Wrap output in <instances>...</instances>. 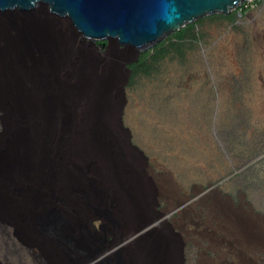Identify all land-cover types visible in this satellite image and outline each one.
<instances>
[{"label": "rangeland", "instance_id": "obj_1", "mask_svg": "<svg viewBox=\"0 0 264 264\" xmlns=\"http://www.w3.org/2000/svg\"><path fill=\"white\" fill-rule=\"evenodd\" d=\"M39 11L38 15L13 14L0 19L8 27L18 18L25 21L30 47L39 45L51 51L48 42L41 45L40 41H53L55 34L64 41L59 47L79 52L89 66L107 73L109 96H118L120 103L113 111L117 123L110 129L134 156L128 158L140 160V176L150 183V188L143 187L145 191L139 186L137 194L133 193L139 202L133 218H122L117 198L97 169L85 161L74 164L76 167L69 160L68 132L82 119V101L74 106L67 98L75 81L65 78V89L55 93L53 80L46 79L47 92L32 100L33 104L37 100L43 103L41 123L47 132L44 165L49 167L60 154L62 177L82 199V213L78 219L74 216L77 222L69 221L88 225L95 235L94 246L107 238L92 256L93 260L104 259L86 263L119 264L123 257L128 264L130 253L143 245L149 264H264V42L260 41L264 36V0H245L228 14L203 16L137 52L116 44L89 43L74 35L68 23ZM180 31L182 38H177ZM2 32L0 25V49ZM14 37L16 34L10 38ZM20 43L22 51L29 49L25 41ZM28 64L35 66L30 57ZM74 65H82V58ZM63 127L68 130L63 143L58 144L54 136ZM50 173L42 177L44 181L48 182ZM160 182L163 188L171 187L167 194L171 200L164 198ZM48 189L41 192L53 197L49 209L67 218L62 211L67 210L65 197L56 200V190ZM178 202L182 205L177 206ZM215 216L250 226L247 235L256 243L248 244V250L240 249L249 260L241 258L238 250L226 256L215 252L192 230L193 221L218 225ZM80 233L83 237V231ZM156 234L166 239L154 241ZM165 246V258L154 254V249ZM77 255L68 256L72 261ZM65 260L66 252L57 264H66Z\"/></svg>", "mask_w": 264, "mask_h": 264}, {"label": "bare ground", "instance_id": "obj_2", "mask_svg": "<svg viewBox=\"0 0 264 264\" xmlns=\"http://www.w3.org/2000/svg\"><path fill=\"white\" fill-rule=\"evenodd\" d=\"M243 1L230 7V12ZM39 9L37 8L36 15L37 12H41ZM4 21L3 18L0 19V25L4 30V33H1L4 44L0 49V264H57L63 259L68 247L57 237L43 232L38 226L37 217L43 216L45 210L54 204L53 197L42 195L41 189L44 187L47 190L55 189L56 200L61 196L65 197L63 203L67 202V210L60 208L67 218L58 212L68 221L71 219L77 222L74 216L78 219L82 213L79 205L82 199L73 186L67 185L62 177L64 175L60 166L62 164L60 154L57 155L58 160L52 161L49 167L46 168L44 165L47 158L45 150L47 132L41 123L43 103L37 100L33 104L32 100L41 99L47 92L46 79L53 80L55 85L52 89L55 90L52 92L55 93L65 89V78L75 81L74 85L69 86L72 88L67 98L71 99L74 106L82 101V119L78 121L76 128L68 132L67 147L70 145L72 154L69 160L73 165L85 161L88 166L97 169L108 190L117 198L122 218H133L135 205L139 203L133 199V193L137 194L136 187L139 186L143 190V187L150 188V183L147 184L140 176L138 169L140 160L133 161L132 158H128L132 154H128L126 146L110 129V126L117 123L113 111L115 105L120 103L118 96H109L111 86L107 73L100 68L89 66V62L86 63L84 56L79 52L67 51L66 46L59 47L58 45L64 41L59 40L55 34L53 36L48 34L52 36L53 41L49 38L46 40L45 35L42 36L45 40L40 41L41 45L43 41L48 42L51 51L39 45L35 49L34 46L30 47L32 44L28 42L26 22L18 18L11 27H8ZM61 21L68 23L74 35L82 36L67 19ZM13 34H16L15 39L10 38ZM21 40L29 46L28 50L22 51L24 48H21V43L19 44ZM260 41L264 42V36ZM53 44L56 46L53 47ZM123 49L138 51L132 47ZM29 57L33 59L35 65L32 68L28 66ZM80 58L82 65L76 68L74 62ZM67 130V127H63L58 136H54L58 144L63 143V134ZM48 171L51 173L47 182L42 177ZM55 177H58L57 182ZM163 184L159 183L160 190ZM169 188L162 189L165 193L163 196L168 201L171 200L167 195L171 194ZM179 205L182 203L177 206ZM214 219L218 223L216 226L212 221L207 224L193 221L192 230L207 240L215 252L226 256L228 252L238 250V253L242 254L240 249L246 250L248 244L255 242L247 235V231L250 232L249 225L247 227V224L241 222L233 224L217 217ZM149 226L148 228L151 227ZM75 228L81 232L80 227ZM77 229L71 233L78 239L81 233L79 232V236ZM152 239L161 241L165 240L166 236L156 234ZM154 251L160 258L167 256L166 246L156 248ZM240 256L245 260V253ZM93 259V257L85 259L82 264H87V260ZM127 260L128 264H149L143 245L136 246Z\"/></svg>", "mask_w": 264, "mask_h": 264}, {"label": "water", "instance_id": "obj_3", "mask_svg": "<svg viewBox=\"0 0 264 264\" xmlns=\"http://www.w3.org/2000/svg\"><path fill=\"white\" fill-rule=\"evenodd\" d=\"M243 0H0V17L34 14L37 8L52 18L67 19L88 42H103L135 50L147 49L166 35L179 31L188 23L213 13H230V7ZM245 1V0H244ZM43 232L57 237L66 248V264H82L107 240L92 245L95 235L88 225H72L55 209L37 217ZM78 226L80 238L72 236ZM82 251L84 255L82 256ZM70 253L80 257L70 260ZM94 258V257H93ZM98 258L95 263L103 260ZM119 264H124L122 260ZM111 264V262L109 263Z\"/></svg>", "mask_w": 264, "mask_h": 264}, {"label": "trees", "instance_id": "obj_4", "mask_svg": "<svg viewBox=\"0 0 264 264\" xmlns=\"http://www.w3.org/2000/svg\"><path fill=\"white\" fill-rule=\"evenodd\" d=\"M182 33H183V31L176 33L177 38H182Z\"/></svg>", "mask_w": 264, "mask_h": 264}]
</instances>
